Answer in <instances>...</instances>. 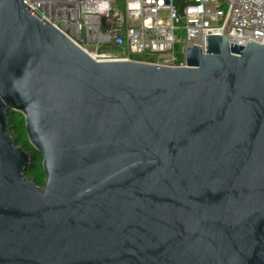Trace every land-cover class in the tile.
Here are the masks:
<instances>
[{
  "label": "water",
  "instance_id": "95a60500",
  "mask_svg": "<svg viewBox=\"0 0 264 264\" xmlns=\"http://www.w3.org/2000/svg\"><path fill=\"white\" fill-rule=\"evenodd\" d=\"M228 29L185 68L98 62L0 0V264H264V42Z\"/></svg>",
  "mask_w": 264,
  "mask_h": 264
},
{
  "label": "built area",
  "instance_id": "2783aa9c",
  "mask_svg": "<svg viewBox=\"0 0 264 264\" xmlns=\"http://www.w3.org/2000/svg\"><path fill=\"white\" fill-rule=\"evenodd\" d=\"M30 14L98 62L185 68L186 51L206 36L245 47L264 42V0H24ZM106 5L103 8L97 5ZM114 51H122L115 55Z\"/></svg>",
  "mask_w": 264,
  "mask_h": 264
},
{
  "label": "trees",
  "instance_id": "16d2710c",
  "mask_svg": "<svg viewBox=\"0 0 264 264\" xmlns=\"http://www.w3.org/2000/svg\"><path fill=\"white\" fill-rule=\"evenodd\" d=\"M135 61H140L141 56H132ZM9 124L11 134L13 136L15 144L23 147L29 152L33 158V163L26 171V177L33 181L37 186L43 187L45 179V173L42 168V155L36 152L29 144L26 131L24 118L20 113L9 111Z\"/></svg>",
  "mask_w": 264,
  "mask_h": 264
},
{
  "label": "rangeland",
  "instance_id": "374dc122",
  "mask_svg": "<svg viewBox=\"0 0 264 264\" xmlns=\"http://www.w3.org/2000/svg\"><path fill=\"white\" fill-rule=\"evenodd\" d=\"M115 55H120V54H122V51H114L113 52Z\"/></svg>",
  "mask_w": 264,
  "mask_h": 264
},
{
  "label": "clouds",
  "instance_id": "9594fccd",
  "mask_svg": "<svg viewBox=\"0 0 264 264\" xmlns=\"http://www.w3.org/2000/svg\"><path fill=\"white\" fill-rule=\"evenodd\" d=\"M97 6L100 7V8H103V7H105L106 5H100V4H98Z\"/></svg>",
  "mask_w": 264,
  "mask_h": 264
}]
</instances>
